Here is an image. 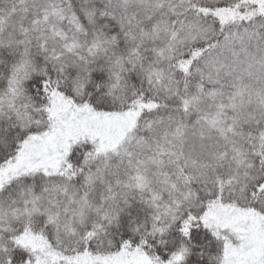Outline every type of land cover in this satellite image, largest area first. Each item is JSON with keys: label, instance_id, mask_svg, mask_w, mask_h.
<instances>
[{"label": "snow or ice", "instance_id": "snow-or-ice-1", "mask_svg": "<svg viewBox=\"0 0 264 264\" xmlns=\"http://www.w3.org/2000/svg\"><path fill=\"white\" fill-rule=\"evenodd\" d=\"M0 264H264V0H0Z\"/></svg>", "mask_w": 264, "mask_h": 264}]
</instances>
